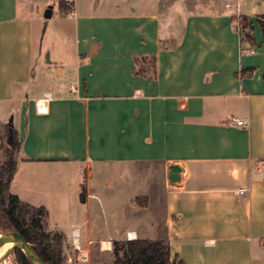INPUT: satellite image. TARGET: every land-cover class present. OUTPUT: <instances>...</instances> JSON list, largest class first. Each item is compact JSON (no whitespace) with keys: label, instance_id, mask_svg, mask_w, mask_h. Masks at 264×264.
Masks as SVG:
<instances>
[{"label":"crops","instance_id":"obj_1","mask_svg":"<svg viewBox=\"0 0 264 264\" xmlns=\"http://www.w3.org/2000/svg\"><path fill=\"white\" fill-rule=\"evenodd\" d=\"M174 2L59 7L70 64L45 77L33 3L0 0V105L18 113L21 143L9 192L46 210V232L69 243L78 229L80 248L111 264L112 242L136 239L168 242L173 264H264V0ZM64 73L67 93L34 91ZM107 168L126 184L109 186Z\"/></svg>","mask_w":264,"mask_h":264},{"label":"trees","instance_id":"obj_2","mask_svg":"<svg viewBox=\"0 0 264 264\" xmlns=\"http://www.w3.org/2000/svg\"><path fill=\"white\" fill-rule=\"evenodd\" d=\"M59 7L61 11L66 8L61 0ZM241 19L246 22L245 27L249 30L247 39L251 40L250 32L253 30V25L247 18ZM258 25L264 39V16L259 18ZM9 143L20 149L21 143L14 129ZM15 168L16 161L6 154L4 161L0 163V234L9 231L18 232L45 264H64L63 236L57 232H46V210L26 204L9 192ZM10 254L17 257L19 264H31L19 249ZM112 254L114 258L112 264H173L169 244L163 240L113 241Z\"/></svg>","mask_w":264,"mask_h":264},{"label":"rangeland","instance_id":"obj_3","mask_svg":"<svg viewBox=\"0 0 264 264\" xmlns=\"http://www.w3.org/2000/svg\"><path fill=\"white\" fill-rule=\"evenodd\" d=\"M22 2H30L32 4L33 8V15L37 13V15L33 16L37 22H38V50L36 56L41 58L42 62L47 61V55L50 63L47 65V68L45 71L42 73L46 77L47 74L51 77L54 73V66L55 65H61L64 68L70 64V54H71V49H72V42L70 41L69 38H66L65 40L62 38L60 35V30L63 27V23L59 19V2L58 0H21ZM62 1V0H61ZM175 0H171V2H174ZM64 5L66 6L65 10L62 11L61 13H67V11L71 10L72 3H66L64 0L62 1ZM174 4H177V0L174 2ZM50 8V11L52 13V16L49 18H45V12L46 10ZM240 25V31H241V37L242 39H247L248 35V28L245 27L246 22H244L241 18L237 20ZM249 22V21H248ZM258 23V21L256 22ZM238 24V23H237ZM259 26V25H258ZM58 30V31H57ZM256 50H259V47H256ZM46 56L44 55L45 53ZM38 68H34L32 71V80L37 79V74H38ZM58 73H60L58 71ZM55 74V73H54ZM48 78H46L44 81H39V83L36 85L34 91H39L41 89L48 88L50 89L51 87H55L56 84H60V88L62 90H65L67 93V85L69 82L72 81V78H69L65 73L61 79L55 78V80L52 81H47ZM53 90V89H51ZM18 113L15 110H11V108L8 105H0V163L4 161V158L7 154L12 160H15L19 156V150L16 145H10L9 140L11 139L12 136V130L13 124L15 121L18 119ZM10 128H12L10 130ZM123 174V169L122 168H107L105 170H101L100 175L106 177L108 180H110V185L109 186H117L120 184H126V181L124 180L121 175ZM99 175V174H97ZM95 176L94 182L97 181L96 184H99V179L98 176ZM102 185V184H101ZM99 196L103 195L102 199L106 200L105 192L104 191H99ZM115 193H113L114 195ZM112 195V196H113ZM107 199H110V196H107ZM115 202L114 200H111ZM145 202V198L139 197L136 198V203L139 206H143V203ZM53 212V210H51ZM106 213H103V221L109 222V225H111V222L113 221V216L110 214L111 209L107 208L105 209ZM113 212V210H112ZM54 213V212H53ZM54 215V214H53ZM53 219H59L58 214L56 213L55 216H52ZM108 225V226H109ZM103 232L106 231V227H102ZM2 234V233H1ZM149 237H154V233L148 234ZM62 246L64 248V243H67L64 238L62 239ZM68 244V243H67ZM66 246V245H65ZM0 254V257L5 253ZM65 253V250H64ZM70 255L74 256L75 252L71 250L69 244H68V249L66 251V254L64 256ZM89 262L85 264H111L108 260L105 259H99L95 258L96 256H93L92 254H89ZM0 264H19L17 261V257L13 254H9L3 261L0 262ZM64 264H67L64 259ZM73 264H79V263H73Z\"/></svg>","mask_w":264,"mask_h":264},{"label":"water","instance_id":"obj_4","mask_svg":"<svg viewBox=\"0 0 264 264\" xmlns=\"http://www.w3.org/2000/svg\"><path fill=\"white\" fill-rule=\"evenodd\" d=\"M51 14L50 8L45 12V18H49ZM180 168L177 166H171L169 169L168 180L171 184L179 181ZM11 243V246L0 257V262L3 261L11 252L16 249L21 250L31 264H45L39 256L32 249L31 245L27 243L24 238L15 231L4 232L0 234V248L4 245Z\"/></svg>","mask_w":264,"mask_h":264},{"label":"built area","instance_id":"obj_5","mask_svg":"<svg viewBox=\"0 0 264 264\" xmlns=\"http://www.w3.org/2000/svg\"><path fill=\"white\" fill-rule=\"evenodd\" d=\"M64 2L73 3L74 0H64ZM237 23H238L237 24V31L241 33V31H240L241 28H240L239 22H237ZM255 51H256V49H254V48L247 50V52L251 55H253L255 53ZM47 99H49V94H45L44 98L41 100L44 105L47 103ZM37 111L40 112L38 109H37ZM231 122L235 123L237 126H243L242 121L236 120L234 118L231 119ZM247 190L248 189H240V190H237L236 193L242 195L243 193L247 192ZM67 243H64V248H63V250H65L64 254H66V251L68 249V244H69L71 250H73L75 252V255L73 257L70 255L65 256V262L67 264H73V263L85 264V263L89 262V258H90L89 252L87 250L81 249L79 246V231H78V229L71 230L70 242L68 244Z\"/></svg>","mask_w":264,"mask_h":264},{"label":"bare ground","instance_id":"obj_6","mask_svg":"<svg viewBox=\"0 0 264 264\" xmlns=\"http://www.w3.org/2000/svg\"><path fill=\"white\" fill-rule=\"evenodd\" d=\"M10 246H11V243H8V244L4 245L3 247H1L0 248V254L3 253L4 251H6ZM107 246H108V244H106V243L102 244L103 248H105Z\"/></svg>","mask_w":264,"mask_h":264}]
</instances>
